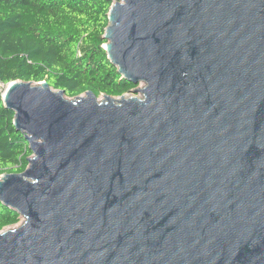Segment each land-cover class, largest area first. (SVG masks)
Here are the masks:
<instances>
[{"label": "water", "instance_id": "1", "mask_svg": "<svg viewBox=\"0 0 264 264\" xmlns=\"http://www.w3.org/2000/svg\"><path fill=\"white\" fill-rule=\"evenodd\" d=\"M136 96L3 94L33 156L0 177L25 222L0 264H264V0H113Z\"/></svg>", "mask_w": 264, "mask_h": 264}, {"label": "trees", "instance_id": "2", "mask_svg": "<svg viewBox=\"0 0 264 264\" xmlns=\"http://www.w3.org/2000/svg\"><path fill=\"white\" fill-rule=\"evenodd\" d=\"M113 0H0V84L46 81L67 98L93 91L122 97L138 85L123 78L104 48ZM0 88V177L23 173L33 156ZM21 220L0 200V231Z\"/></svg>", "mask_w": 264, "mask_h": 264}, {"label": "rangeland", "instance_id": "3", "mask_svg": "<svg viewBox=\"0 0 264 264\" xmlns=\"http://www.w3.org/2000/svg\"><path fill=\"white\" fill-rule=\"evenodd\" d=\"M143 87H145V83L139 84L137 88H143ZM0 88H1L2 93L4 94L6 89H7V87L4 86L3 84H0ZM84 95H82V96H84ZM124 96H125V98H130V97L136 96L138 98L144 99V95L142 93H132V92H130V93L125 94ZM104 98H105V95H100L98 97V101L101 102V101L104 100ZM114 98L118 99V100L121 99V97H114ZM69 99H74V98H69ZM24 222H25L24 218H21L19 223H17L16 225H13V226H8L5 229H3L1 232L7 231V230L17 229L18 227L22 226Z\"/></svg>", "mask_w": 264, "mask_h": 264}]
</instances>
